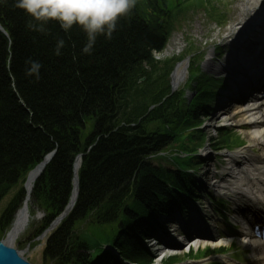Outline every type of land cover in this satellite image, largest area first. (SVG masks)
I'll return each mask as SVG.
<instances>
[{"label":"trees","instance_id":"obj_1","mask_svg":"<svg viewBox=\"0 0 264 264\" xmlns=\"http://www.w3.org/2000/svg\"><path fill=\"white\" fill-rule=\"evenodd\" d=\"M16 3L0 0L6 33L0 31V201L17 188L0 232L23 199L28 173L56 150L31 195L44 213L36 234L46 229L69 200L75 157L98 139L82 158L77 201L47 239L42 264H152L145 240L159 217L186 206L194 184L191 174L155 166L153 159L173 147L192 154L203 146L200 117L218 90L204 77L190 103L182 93L168 97L169 72L194 53L193 46L192 54L173 59L168 73L156 69L154 55L190 12L202 9L218 26L226 23V13L218 0H136L112 37H98L88 54L81 29L65 33L50 21L36 31ZM60 40L64 46L57 55ZM151 106L156 107L148 112ZM231 140L230 132L219 130L212 144L220 149ZM182 163L198 167L196 159ZM89 238L109 242L117 256L93 257Z\"/></svg>","mask_w":264,"mask_h":264},{"label":"bare ground","instance_id":"obj_2","mask_svg":"<svg viewBox=\"0 0 264 264\" xmlns=\"http://www.w3.org/2000/svg\"><path fill=\"white\" fill-rule=\"evenodd\" d=\"M246 3L247 6H245L240 14V21L235 25L237 30L230 34L229 37V43L231 44L232 49H234L235 54L246 42H242L243 37L257 28L256 26L261 20L259 18L264 15V0H246ZM235 54L233 58L226 57L224 62L218 65H214L208 60L203 65V68L215 74L230 73L234 80H238L244 66L236 61ZM184 72L185 71L181 70L180 67L175 71L173 83L177 87L184 80ZM253 98L255 97L251 96L250 100L252 101ZM249 103L250 105H248L246 109L239 108L234 112V115L240 116L239 120L235 122V126L248 129L246 132L248 141L255 148L259 149L261 154L258 157L253 158L248 155V153L247 155L240 153L239 158H241V160L238 158V161L234 158H226L229 160V165H232L233 168L235 167V169L238 170V173H234V171L228 172L217 178L213 177L215 183L212 187L233 194L239 202L242 200V202L252 203L253 205L248 206L247 209L237 206V212L245 213L247 214V217L250 218L251 216L254 218L259 214H264V103L259 104L257 103V100ZM76 167H78V162ZM247 169L251 171V174ZM31 207L30 197H28L25 201L26 213L22 215L21 225L24 224L27 217V221H29L31 217ZM38 215L39 214H36V216H34V220H38ZM237 236L240 238L239 244L249 248L250 262L248 264H264V237H256L252 232L247 233L243 229L238 231ZM17 237L18 235L9 232L7 242L12 244ZM206 242L211 243V245L215 247L219 245L226 246L231 243V239H217L216 237H211L197 240L195 238L190 239L185 234L184 241L180 243L177 239L173 244V249L178 250L181 247H187L189 244L197 245ZM223 261L226 264H234L228 259H223Z\"/></svg>","mask_w":264,"mask_h":264},{"label":"rangeland","instance_id":"obj_3","mask_svg":"<svg viewBox=\"0 0 264 264\" xmlns=\"http://www.w3.org/2000/svg\"><path fill=\"white\" fill-rule=\"evenodd\" d=\"M218 1L220 2L221 9L226 13V16H227L226 23L222 24L221 26L216 25L214 22L208 19V17L206 16V12L202 9L196 10L195 12H190L188 16H186L187 20L182 21L181 24L179 26H176L175 29L170 33L169 38L166 43L165 50L160 54H155L154 56V62L156 63V66H157L156 69L163 70V68H165L166 72L168 73L172 67L173 59L180 58L184 56L186 53H191L188 51H189L190 45L193 46L192 49L194 53L193 54L191 53L192 55H190L189 57L187 56L188 58L185 57L183 60L175 63L168 75V84L170 88L171 81L175 74L176 69L180 67L181 70L185 71L184 80L182 83L179 84L176 91L180 93L183 92L184 94L187 93V96H189V92L192 91V88L191 90L186 88V86L189 83V79H190L189 77L190 75L188 73H190L191 70L195 71V64H194L195 61L200 60L199 63L201 66H203V64L205 63L207 59L212 58L211 55L213 51V45L215 44L230 45V44H227L229 43V40H230L229 39L230 34H232L233 32L237 30L235 28V25L240 21V14L245 8V6H247L246 0H218ZM229 49H227L226 52H224V54L223 52L220 53V55L218 56L219 62H223V59L226 55H229V56L231 55ZM219 79L221 78H218V80ZM223 82H222V85L224 86ZM194 85L195 83L192 86ZM223 86L221 87L222 91H224ZM232 116H233L232 114H230L229 116H226L228 120L224 123V125H226V127H229L228 130L236 131L241 134L242 140L245 142V145H246L245 148L241 150V152H246V153L251 152L253 156L260 155L259 153L260 151H258V149H255L254 146H252L251 143L248 141V138L246 136L247 130L245 128L238 129L234 127V125H236L235 122L239 120L240 117H236L233 120H231L230 118H232ZM209 124H215V122L212 123V122L205 121V125H209ZM203 133H206V135L207 134L209 135L207 136V144L204 145L201 149V152H200L201 156H203L205 153L210 152L208 149L209 148L208 144H210V141H209L210 137L214 135L213 130L210 128H205ZM88 136H89V130L87 129L84 132V137L87 138ZM177 151H178L177 147L170 148V152L164 154L162 156V160L159 161L157 159H153L152 163L155 166L161 165L162 167L173 169V166L171 162L169 161V158H170L169 156H174V155L180 156ZM216 162L219 166L222 165L223 163V161H219V160H216ZM205 171L206 169L202 170L203 173ZM222 171H223V167L220 171V174L223 173ZM206 194L213 195V196L216 195V197L219 198V195H222L223 192L218 191V193L216 194L212 192V190L210 189L209 192H206ZM14 195H15V191H11L5 198L1 200L0 215L6 208L8 202H10L11 199L14 197ZM224 197L226 198V196ZM204 207L206 208V205L204 206V203L203 204L201 203V206L199 209L202 210L204 209ZM230 208L231 207H229V211H230ZM209 209L206 208V210L205 209L204 210L206 212L210 211L211 213V209L210 210ZM30 211L33 215H35L36 211L33 208H31ZM34 223H37V222H33L27 226L25 231L13 243V247L20 250V252L24 254V257L28 259V261H30L31 264H42V261H41L42 247L40 246L42 241L33 243L30 246L29 250L27 252L25 251L26 246L31 242L30 240L34 238V236L31 233L32 231L31 228L34 229L36 227V225H33ZM217 223H218L217 228L222 230L223 223L220 221H218ZM229 231L232 234H236V232L239 230L237 231L229 230ZM6 234H7V230H5L3 233H0V239H5ZM168 238H171V237L169 236ZM171 239L173 242H176L177 239L183 240V237L182 238H171ZM239 241L240 240L235 239L232 243V244H235L236 247L239 249V254H236V255H240L242 257V259L240 260L242 264H248L250 262L249 248L240 245ZM32 247H34V249L31 250ZM214 248H218V247H214ZM152 250L154 251V248ZM188 251L189 250H187V248L183 247L181 250H178L175 252L178 255H183V254H186ZM156 264H159V263H156Z\"/></svg>","mask_w":264,"mask_h":264},{"label":"clouds","instance_id":"obj_4","mask_svg":"<svg viewBox=\"0 0 264 264\" xmlns=\"http://www.w3.org/2000/svg\"><path fill=\"white\" fill-rule=\"evenodd\" d=\"M135 2L136 0H17L16 7L35 22L30 23L29 27L36 31H44L50 21L57 22L65 33L78 27L87 38L83 52L90 54L98 37H112L118 21L129 14ZM63 46L64 41L60 40L57 55ZM35 67L38 68L39 65Z\"/></svg>","mask_w":264,"mask_h":264},{"label":"water","instance_id":"obj_5","mask_svg":"<svg viewBox=\"0 0 264 264\" xmlns=\"http://www.w3.org/2000/svg\"><path fill=\"white\" fill-rule=\"evenodd\" d=\"M175 91V87L172 85L171 87V93ZM56 151L50 153L48 156L45 157V159L38 164L27 176L23 189L25 192V195L31 194V191L33 189L34 183L39 179L41 174L43 173L45 167L47 164L53 159ZM83 155H79L76 157V160H81ZM75 160V162H76ZM78 196V179H77V167L74 165L73 169V189L70 196V199L62 212V214L51 224L49 229L46 231L47 233L53 230L72 210L76 199ZM25 203L23 202L21 209L17 212V215L15 217V220L12 225V231L13 234L17 235L18 233L23 230V225H21V218L22 215L25 214ZM0 264H29L26 259H24L16 249L12 248L10 243H4L0 241Z\"/></svg>","mask_w":264,"mask_h":264}]
</instances>
